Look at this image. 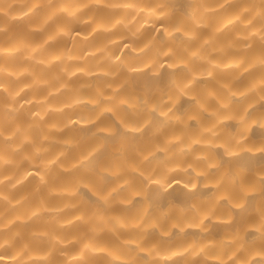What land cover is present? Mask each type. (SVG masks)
I'll return each instance as SVG.
<instances>
[{
  "label": "clouds",
  "instance_id": "9594fccd",
  "mask_svg": "<svg viewBox=\"0 0 264 264\" xmlns=\"http://www.w3.org/2000/svg\"><path fill=\"white\" fill-rule=\"evenodd\" d=\"M0 264H264V0H0Z\"/></svg>",
  "mask_w": 264,
  "mask_h": 264
}]
</instances>
